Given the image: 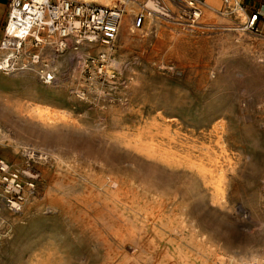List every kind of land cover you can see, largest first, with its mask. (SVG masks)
<instances>
[{"label":"rangeland","instance_id":"rangeland-1","mask_svg":"<svg viewBox=\"0 0 264 264\" xmlns=\"http://www.w3.org/2000/svg\"><path fill=\"white\" fill-rule=\"evenodd\" d=\"M153 1H115L111 50L46 48L53 83L0 70V158L36 177L0 202V264H264V35L237 0H160L136 29Z\"/></svg>","mask_w":264,"mask_h":264},{"label":"built area","instance_id":"built-area-1","mask_svg":"<svg viewBox=\"0 0 264 264\" xmlns=\"http://www.w3.org/2000/svg\"><path fill=\"white\" fill-rule=\"evenodd\" d=\"M194 1L189 4L194 6ZM230 1L225 0V3ZM153 2L157 10L138 13L134 22L136 29L143 28L147 17L154 14L171 18L169 9L160 0ZM236 4L235 9H241L239 0ZM191 8L194 26L201 11ZM124 13L118 6L78 0H10L7 21L0 33V70L11 74L35 69L45 83H53L56 71L44 61L46 48L55 49L59 55L79 52L85 46L111 50L120 33ZM258 17V13L246 17V28L258 31ZM99 58L105 60L106 54H99ZM35 180L31 170L16 169L0 158V202L12 211L23 209Z\"/></svg>","mask_w":264,"mask_h":264},{"label":"bare ground","instance_id":"bare-ground-1","mask_svg":"<svg viewBox=\"0 0 264 264\" xmlns=\"http://www.w3.org/2000/svg\"><path fill=\"white\" fill-rule=\"evenodd\" d=\"M84 2H88V3H92L95 0H82ZM100 1H109V0H100ZM221 0H212L211 3L213 5H218L220 3ZM113 3V2H112ZM114 4V3H113ZM241 10V9H240ZM245 18V17H244ZM147 25V24H146ZM91 52V51H90ZM59 62V61H58ZM35 113V112H34ZM36 113H38L40 116H42L43 119L45 120H49V121H62L65 117L63 116L62 113L55 111V110H43V111H37ZM148 148H154V143L153 141H149L147 144ZM4 151V149H3ZM1 152V151H0ZM4 153V152H3ZM6 153V152H5ZM4 153V154H5ZM1 154V153H0ZM3 154V155H4ZM9 154V153H8ZM174 158V157H173ZM193 164L197 165L200 167V170L203 171L204 173L206 172H210V173H214V170H211L210 168H208L205 164L202 163H196L193 162ZM214 181H213V195L216 198H224L225 196V192H226V188H225V182H224V177L220 176L217 177V175H215L214 177ZM122 204L128 208L130 207V204L128 203V201H121Z\"/></svg>","mask_w":264,"mask_h":264},{"label":"crops","instance_id":"crops-1","mask_svg":"<svg viewBox=\"0 0 264 264\" xmlns=\"http://www.w3.org/2000/svg\"><path fill=\"white\" fill-rule=\"evenodd\" d=\"M9 1L10 0H0V5L6 3V6L8 8ZM115 1L116 0L101 1V3L104 5H113L114 3V6H116ZM239 3L242 11L247 18L258 13V32L264 35V0H239ZM129 37V32H125L124 41L127 42L129 40Z\"/></svg>","mask_w":264,"mask_h":264}]
</instances>
